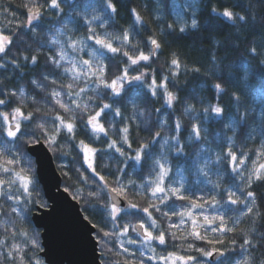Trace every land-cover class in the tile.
<instances>
[{"label": "trees", "instance_id": "trees-1", "mask_svg": "<svg viewBox=\"0 0 264 264\" xmlns=\"http://www.w3.org/2000/svg\"><path fill=\"white\" fill-rule=\"evenodd\" d=\"M174 0H114L117 12L113 19L108 23L106 28H100L97 25L96 31L99 34L110 32L113 37L119 36L122 39L124 31H128L131 42L128 45L120 44L114 41L115 46L121 47V50H128L130 54L136 55L138 50H143L145 54L151 52L149 37L158 39L162 47L156 50V55L147 63L141 62L136 66H130V62L122 54L112 56L106 63V78L119 76L125 67H129L130 74L146 72V80L155 77L159 83L164 76L169 78V89L177 94L178 101L174 107L169 109L164 104L162 90L158 89V96L152 97L148 93L145 85L126 86V92L119 100L121 114L126 117L121 120L120 117L112 116L102 117V122L108 128L109 137L119 139L120 133L117 131L123 124H130V140L132 149L139 147L140 143H149L147 151L152 154V158H145L141 164L135 165L134 161H128L127 167L121 164L123 159L113 150H106L107 140L101 136L98 140L91 134L89 128L84 123L77 121L75 138L70 139L65 131H61L58 136L56 151L52 152L58 170L63 178V188L69 186L71 193L79 190L80 195L76 200L80 203L82 212L92 224H96L98 235H102L99 229L111 230V222L108 217L109 199L108 192L102 191V182L98 176L93 175L92 171L87 168L83 160V153L79 147L80 141L98 149L94 158V167L100 175L106 177L109 185L114 186V181L121 178L128 183L129 180L135 181L138 186L142 181L154 178L152 166L155 159L159 158L161 148L160 142L164 135H172L171 128L174 126L176 119L183 124L181 132V143L185 145L184 154L176 156L174 153L168 155V166L171 168L170 175L166 178V184L174 182V176L178 172L186 178L184 193L192 198L204 197L211 199L213 195L217 196L220 204L215 207L205 204L202 209H195L194 216L198 217L200 223L203 222V216L224 215L227 227H235L234 232H225L223 234L214 232L216 236L209 235L203 228L198 229L206 236L205 240H197L188 235L191 231L190 221L179 229H171L175 238L170 237V242L165 245H156V254H175L179 250L180 256H193L196 258V264H212L207 257L195 251L196 248H203L206 251L219 249L225 253L217 264H235L245 258H250L252 264H261L264 261V176L261 180H256L254 169L259 164L264 163V0H193V5L188 12L191 20L195 17L198 21V28L192 29L190 25L186 27L184 33L179 32V26L174 21L172 2ZM183 3L184 0H177ZM100 0H70V3L79 4L80 8L70 12L69 4L63 3L64 12L58 13L57 10L48 7L49 0H0V33L9 35L13 43L9 46L5 59L17 58L21 55L31 56L38 55V63L35 66L25 65L20 60L22 67L14 70L11 66L5 70H0V87L5 90H15L17 93L21 88L26 93L23 110L25 113H33V123L22 125V130L29 133L35 132L40 134L36 128V123L44 120H51L54 113L48 111L45 104L47 99L46 93L35 89L32 85V79H38L42 83L43 74L53 71L52 67L46 63L48 55L55 46L51 45L52 37L56 34L57 29L63 28L66 33L73 38L83 39L88 35L84 23V13L82 8L90 5H98ZM26 6H39L41 19L34 22L37 26L35 31L26 26L27 9ZM223 10L229 7L236 13L248 16L247 24L237 21L235 25L222 18H216L212 15V8ZM132 9H136L142 17V22L137 23L132 15ZM70 14L72 21L64 27L66 16ZM92 10L89 7L88 18L91 17ZM19 25V27H18ZM169 25H173L170 30ZM23 34L22 39H17ZM62 40L66 37H61ZM91 43V42H89ZM98 47V46H96ZM252 48L256 49V55L250 54ZM175 54L180 60L179 77L171 76L170 61ZM111 55V54H109ZM215 56V63L212 57ZM199 68V71H195ZM59 75V73H57ZM62 80L61 83H67ZM217 82L222 83L225 91L217 96L213 85ZM83 86V85H81ZM55 87L49 85V88ZM233 94L239 95V110L241 113L247 111L248 118L233 131L228 127L232 117L237 116L236 104L232 100ZM32 97H35L36 103H33ZM12 103L7 107L10 111L12 107L18 106L16 98L10 97ZM83 102V101H82ZM96 103H99L97 101ZM219 103L224 107L223 117H215L211 114L205 120L203 112L204 107ZM194 105L195 110L189 115L184 114V108ZM40 111L36 112L35 109ZM156 109H160L159 112ZM67 120L68 113L56 107ZM143 113L141 116L140 113ZM166 117L165 129L161 132V138H156V143L151 144L154 132L159 130L160 122ZM190 117H196L195 120ZM110 123L115 124V128L109 127ZM192 123H199L207 129L202 133L203 139L186 143L188 130ZM49 132L52 131L50 124L46 125ZM231 138V141L229 140ZM6 137L0 136V150L4 149ZM122 146L129 154L132 149ZM7 147L12 148L11 143ZM232 147L238 157L242 154L246 163L241 168L245 181L232 173L227 163L226 150ZM203 149L204 151H201ZM259 153V155H258ZM217 155L224 156L219 164H211L210 177L212 182H218L220 188H214L213 183L205 185L200 182L203 179L199 169L208 159L215 160ZM9 154L5 153V159ZM31 160L35 169V187L36 191L31 193V200H42L47 202L42 186L39 184L36 176V165L34 159ZM65 163V166H61ZM241 167V166H240ZM118 168H125V174L121 177L118 174ZM264 173V170H261ZM67 173V175H65ZM135 174V175H133ZM252 175V184L248 188L246 179ZM84 177H87L85 182ZM0 178H7L0 173ZM125 183V184H127ZM244 188L245 191H239ZM237 191V195L243 199L246 197V191L254 193L256 205L253 214H241L243 206H235L227 203V190ZM7 190L5 186V191ZM129 189L128 198L140 207H146L150 200L146 195H136ZM136 188L134 191H138ZM97 192L99 196H90L89 193ZM71 195V194H70ZM72 196V195H71ZM24 199H28L27 196ZM13 202L4 197H0V239L7 238L9 245L16 242L21 245L23 251L17 255L15 264H21L20 257H23V264H45L44 259L40 256L42 251L41 230L35 228L32 222V214L37 208L32 204L25 206L19 205L24 211L21 214L11 212ZM251 206V201L249 200ZM167 206V207H166ZM164 210H175L177 212L190 207L188 201L175 200L173 198ZM28 209H31L29 212ZM142 215V214H140ZM153 217L157 219L158 225L168 231L167 218L160 213L153 211ZM125 221H120L123 225L126 222H135L136 217L127 216ZM175 221L179 223L180 217L176 216ZM218 224V222H217ZM7 229V231H6ZM254 229V232H250ZM13 230L16 231L17 237H12ZM27 233V236H20L19 233ZM248 233L254 242H258L256 248L241 247L244 234ZM35 237L41 245L39 248H31L27 244L28 238ZM108 243L104 250L101 251V260L103 264H125L126 259H131L127 253L122 252L119 242L115 237L107 238ZM216 240H223V243L217 244ZM207 241H213L208 243ZM235 241V244L232 243ZM189 244L192 247H189ZM137 247L129 248L137 252ZM7 248H0V264H13V261L6 256ZM137 262L141 257L135 256Z\"/></svg>", "mask_w": 264, "mask_h": 264}, {"label": "snow or ice", "instance_id": "snow-or-ice-1", "mask_svg": "<svg viewBox=\"0 0 264 264\" xmlns=\"http://www.w3.org/2000/svg\"><path fill=\"white\" fill-rule=\"evenodd\" d=\"M63 3H68L70 12L74 9L80 8L79 4L70 3V0H49L48 7L57 10L58 13L64 12ZM89 7L92 10L91 17L88 18ZM27 17L26 26L35 31L36 24L41 19V12L39 6H26ZM84 13V23L87 28L88 35L83 38H73L64 31L63 28L57 29L56 34L52 37L51 45L55 46L54 49L47 57L46 63L53 69L51 73L43 74L42 83L38 79H32L31 83L35 89L42 93H46L47 99L45 104L48 107V111L54 113L51 120H44L40 123H36V128L40 134L35 132L29 133L22 130V125L33 123V113L23 110V105L26 99V93L23 88L17 91L5 90L0 87V136H4L7 140L4 142V149L0 150V173H3L7 178H0V197L6 198L8 201H12L11 212L21 214L24 209L19 207L20 204L27 206L29 203L37 209H47L48 204L42 200H31V193L36 191L35 187V169L31 156L35 151L37 145H43L48 147L52 152H55L58 136L61 131H65L70 139L75 138V131L77 121L84 123V125L90 129L91 134L100 139L101 136L108 138L106 150H113L115 153L122 157L121 164L127 167L128 161H134L135 165L141 164V162L147 157L152 158V154L147 151L150 147L149 143H140L139 147L132 149V143L130 140V124H123L117 131L120 133L119 139H113L109 137L108 128L105 127L102 122V117L112 116L120 117L121 120H125L121 114L120 107L115 105L119 104L117 98H121L126 92V86L132 85H145L147 86L148 93L152 97L158 96V89L162 90V96L164 104L169 109L173 108L178 101L176 93L169 89V78L164 76L158 83L155 77H151L146 80L148 74L146 72H139L137 74H130L129 67H125L119 76L108 80L106 78V63L105 61L111 59L112 56L122 54L130 62V66H136L141 62L147 63L156 55V50L162 47L161 42L155 37H149V43L151 45V52L145 54L143 50H138L136 55L130 54L128 50H121V47L115 46L114 41H119L120 44L128 45L131 42V37L128 31H124L122 39L119 36L113 37L110 32H104L102 35L97 33V25L100 28H106L108 23L113 19L117 12L116 3L114 0H100L98 5H90L81 9ZM132 15L137 23L142 22V17L136 9H132ZM212 15L216 18H222L233 25L239 22L247 24L248 16L241 15L234 12L229 7L218 10L212 8ZM72 21V16L68 14L65 19L64 27L67 28L69 22ZM19 27V25H18ZM171 30L173 25L168 26ZM187 25L179 27V32L184 33ZM190 27L192 29L198 28V21L195 17L192 18ZM23 34L17 39H22ZM61 37H66L62 40ZM91 42V43H89ZM13 40L9 35L0 33V70H5L11 66L14 70H19L22 65L20 60L22 59L25 65L35 66L38 63V55L33 54L31 56L21 55L19 59L13 57L5 59L10 50L9 46L12 45ZM98 46V47H96ZM111 54V55H109ZM250 54L255 56L256 49L252 48ZM215 56L212 57L213 63H215ZM171 76L179 77V69L181 67L180 60L173 54V58L170 61ZM195 71H199L196 68ZM59 73V75H57ZM62 80H67V83H61ZM49 85L55 87L49 88ZM83 85V86H81ZM217 96L225 91L222 83L217 82L213 85ZM10 97L16 98L18 106L12 107L10 111L5 110L12 103ZM33 103H36L35 97H32ZM232 100L236 104L237 116L232 117L228 127L235 131V128L241 123L247 120V111L241 113L239 110V95L233 94ZM83 101V102H82ZM99 101V103H96ZM62 110L63 113H68L69 117L66 120L64 116L56 111V107ZM195 110L194 105H189L184 108V114L189 115ZM39 112L40 109H35ZM157 112L160 109H156ZM203 112L205 114V120L214 114L215 117H223L224 107L219 103L204 107ZM142 116L143 113L141 112ZM195 120L196 117H190ZM165 120L160 122L159 130L154 132L153 140L151 144H155L156 138H161V132L165 129ZM52 126V131L49 132L46 125ZM109 127L115 128L114 123H110ZM183 130V124L179 119H176L174 126L171 128L172 135H164L161 138L160 148L161 152L159 158L155 159L152 166V173L154 178L143 181L138 186L135 181L129 180L127 184L122 182L121 178L114 181V186L109 185L104 175H100L94 167V158L98 149L86 144L84 141H80L79 147L83 153L84 163L87 168L90 169L93 175L98 176L102 182L101 190L108 192L109 207L108 217L111 222V230L99 229L102 235L96 237L97 243L100 244L101 251L104 250L105 245L108 243L110 237H115L119 242V247L122 252L127 253V256L131 259H126L125 264H145V260L153 262V264H169V261H181L183 264H188L189 261H195L193 256H174L170 253L167 257L156 256V245H165L167 237L171 236L175 238L174 232H167L158 225L157 219L153 217V211L162 214L168 220L169 229L182 228L187 221H190L191 231L189 236L194 237L197 240H205L206 236L203 235L198 229L203 228L205 232H219L221 234L225 232H234L235 227H227L226 219L224 215L203 216V222L200 223L198 217L194 216L195 209H202L205 204H210L215 207L220 204L216 195H213L211 199H205L200 197L198 199L185 195L183 189L184 185L181 182L180 185L172 186L166 184V178L169 176L171 168L168 166V155L174 153L176 156L184 154L185 145L181 143V132ZM207 129L199 123H192L188 130V137L186 143H192L193 141H200L204 137L202 133H206ZM231 141V138H229ZM8 143H11L12 148L7 147ZM126 145L127 148L132 149V153L129 154L119 144ZM201 151H204L201 149ZM9 154V158L5 159V153ZM259 155V153H258ZM227 163L230 166L232 173H235L241 181H245V177L241 172L240 166L246 163L245 158L241 154L239 157L232 147H228L226 150ZM224 160V156L217 155L215 160L208 159L205 161V166L199 169V172L208 177L209 165L215 163L219 164ZM125 168H118V174L122 177L125 174ZM264 163L259 164V167L254 169V175L256 180H261L264 173ZM67 175V173H65ZM253 176L250 174L246 183L248 188L251 187ZM87 177H84L87 182ZM213 187L219 189L220 184L218 182H212ZM5 186L7 190L5 191ZM136 189V195H146L150 203L146 207H140L137 203H133L132 199H128L129 189ZM63 191L72 195L73 199H76L80 195L79 190L76 193H71L69 186H65ZM239 191L244 192V188H240ZM90 196H99L100 193L92 192ZM227 203L235 206H243L241 214L251 215L253 214L256 201L254 199V193L252 191H246V197L243 199L237 195V191L231 189L227 190ZM27 196L28 199H24ZM175 198V200L188 201L190 207L179 212L175 210L165 211L164 206L168 205V202ZM127 201L125 206L124 201ZM251 201V206L249 205ZM30 212L31 209H28ZM142 214V215H140ZM123 216L136 217L135 222H126L121 225L119 220ZM180 217L179 223L172 222V217ZM87 220L88 218L85 217ZM218 222V224H217ZM213 225H216L213 227ZM93 228H97L96 224H92ZM7 231V229H6ZM254 229H250V232H254ZM134 234L133 235H130ZM20 236H27V233L21 232ZM12 237L15 239L17 233L15 230L12 232ZM213 243V241H207ZM215 243L221 244L223 240H216ZM235 244V241H232ZM27 244H30L31 248H39L41 245L35 237L28 238ZM128 245L138 246L137 251L141 259L137 262L135 259L136 252H133L127 247ZM258 242H254L248 233L244 234V239L241 247L251 249L256 248ZM191 248L192 245L189 244ZM0 248H7L6 256L15 264L17 255L23 251V248L19 243L9 242L7 238L0 239ZM195 251L201 253L204 257H212L214 253L224 256L225 253L219 249H213L206 251L203 248H196ZM4 255V253H0ZM21 264H23V257H20ZM237 264H252L250 258H245L242 261H238ZM264 264V261L261 262Z\"/></svg>", "mask_w": 264, "mask_h": 264}, {"label": "water", "instance_id": "water-1", "mask_svg": "<svg viewBox=\"0 0 264 264\" xmlns=\"http://www.w3.org/2000/svg\"><path fill=\"white\" fill-rule=\"evenodd\" d=\"M31 157L48 202L47 209H36L32 214L35 228L41 230L40 256L45 264H103L97 229L85 219L80 203L63 191V178L52 151L37 145ZM124 203L126 206L127 201ZM221 257L214 253L209 261L216 263Z\"/></svg>", "mask_w": 264, "mask_h": 264}, {"label": "rangeland", "instance_id": "rangeland-1", "mask_svg": "<svg viewBox=\"0 0 264 264\" xmlns=\"http://www.w3.org/2000/svg\"><path fill=\"white\" fill-rule=\"evenodd\" d=\"M192 5H193V0H184L183 3H179L177 0H174L172 2L173 18H174V21L177 23V25L179 27L182 26V25H187L188 26V25L191 24V17L189 16L188 12H190V10L192 8ZM61 166H65V163H62ZM204 166H205V162L202 165V168ZM242 167L243 166H241L240 168H242ZM208 171H209L208 177H205L204 175H202L203 176V179L200 180V182L205 183V185H209L210 184L209 181H211L210 177L212 176V174H211V167H210V165L208 167ZM173 181L174 182H169L172 186H177L178 187L181 182L183 183V185L186 184V178L180 172H178L177 174H175ZM215 226L216 225H213V227H215ZM208 234L209 235H212V236H216V234L214 232H211V231H208ZM127 247H129V248H135L136 246L128 245ZM136 253L139 254L138 251ZM208 258L209 257H207V260H208ZM145 263H146V261H145ZM170 264H183V262H181V261H174V262L173 261H170ZM205 264H207V263H205ZM235 264H237V263H235Z\"/></svg>", "mask_w": 264, "mask_h": 264}, {"label": "flooded vegetation", "instance_id": "flooded-vegetation-1", "mask_svg": "<svg viewBox=\"0 0 264 264\" xmlns=\"http://www.w3.org/2000/svg\"><path fill=\"white\" fill-rule=\"evenodd\" d=\"M133 175H135V174H133ZM169 175H170V174H169ZM122 182H123V183H127V182H125V181H122ZM142 182H143V181H142ZM142 182H141V183H142ZM131 192L134 193L135 191H134V190H131ZM128 195H129V194H128ZM128 199H130V198H128ZM170 201H171V200H170ZM170 201H169V202H170ZM166 207H167V206H166ZM168 209H169V210H167V211H170L172 208L170 207V208H168ZM125 217H127V216H123V217L119 220V223H120V221H125V220H126ZM172 220L175 221V220H176L175 217H172ZM167 221H168V220H167ZM168 231L171 232V229H168ZM130 235H133V237H134V234H131V233H130ZM170 237H171V236H168V237L166 238V239H167V242H166L167 244L170 242ZM134 238H135V237H134ZM133 252H134V251H133ZM168 255H169V254H164L163 252H161L160 254H156L157 257H160V256H165V257H167ZM136 256L139 257V254L136 253ZM174 256H180V255H179V250L174 254ZM145 261H146L145 264H153V262H151V261H147V260H145ZM169 264H170V261H169ZM188 264H196V261H194V262H193V261H189ZM216 264H217V262H216Z\"/></svg>", "mask_w": 264, "mask_h": 264}]
</instances>
